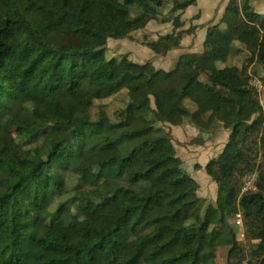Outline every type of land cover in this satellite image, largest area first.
Returning a JSON list of instances; mask_svg holds the SVG:
<instances>
[{"label":"trees","instance_id":"trees-1","mask_svg":"<svg viewBox=\"0 0 264 264\" xmlns=\"http://www.w3.org/2000/svg\"><path fill=\"white\" fill-rule=\"evenodd\" d=\"M158 1L0 0V130L8 132L0 149V264H217L224 245L228 264H264V108L252 82L253 66L264 67V13L231 0L208 32L205 55L186 62L191 77L166 92L155 85L159 70L135 72L132 61L109 57L98 31L126 37L122 23L159 19ZM197 1H162L163 21L174 16L178 26L177 11ZM182 38L176 30L146 45L162 55ZM63 89L83 95L73 115L53 120L41 110ZM157 101L171 105L174 124L215 127L216 117L231 129L206 165L219 188L205 214L188 171L168 173L176 150ZM13 118L28 125L14 127ZM14 148L27 155L17 158ZM137 156L151 163L137 167ZM250 166L260 177L245 190ZM247 245L258 261L247 259Z\"/></svg>","mask_w":264,"mask_h":264},{"label":"rangeland","instance_id":"rangeland-1","mask_svg":"<svg viewBox=\"0 0 264 264\" xmlns=\"http://www.w3.org/2000/svg\"><path fill=\"white\" fill-rule=\"evenodd\" d=\"M163 2H168L171 3V0H160L158 2H154L155 7L157 8V14L160 20H163L162 18H165V13L168 12L169 10V6H165ZM242 1V0H240ZM132 20H135L136 17L133 16L131 18ZM157 19V20H159ZM155 19H151V20H145L142 22H137L136 23H122L119 28L123 31H127V36L126 37H122V38H115V37H106L105 36V32L103 30L102 27H99L98 31L100 32V40L103 44L106 45V53L108 54L109 57H113L116 56L118 57L121 61H132L133 62V71L138 72V71H144V72H148V73H152L153 70L157 69L161 72V78L157 79L156 81V86L162 90H166V92L169 91H173L172 89L178 88V89H182L183 86L185 85L186 81L191 77V73H189L188 71L185 70V62L188 60H191V56H187L186 58H184L183 60H180L179 62H176L173 67L172 70L164 65H161L159 63V61H161L160 57L158 54H156V52H154V50L147 46L146 43H148L149 41H153V40H157L159 37L158 35H153L152 31H155L156 28L153 27V24H156L154 21ZM150 21L152 23H150ZM156 37H158L157 39H155ZM27 48H32V47H36V45L34 43H30L28 45H26ZM126 58V60H125ZM256 65L253 66V68ZM169 72H167V71ZM165 72V74L163 73ZM257 73V72H256ZM259 77V75H253L252 78H256ZM262 82L264 83V79H261ZM262 87H260L259 89H261ZM163 93V92H162ZM83 92L80 89H75V90H59L55 96V99L52 101V105L51 108H48L45 110H41L42 113H44V115L49 116L51 119L56 120V119H64L67 118L71 115H73L75 109L77 108L78 102L80 101V99L82 98ZM159 96V95H158ZM156 96V97H158ZM162 96V94H161ZM156 97H153V105H154V100L157 99ZM165 97V96H164ZM23 99V98H21ZM155 105L157 106L156 112H159V110L161 112H159L160 114L162 113V118L160 119V123L163 125H165V127L172 132V136H173V145L175 147V154L173 156V161L172 163H168V173L170 174V176L172 177H176L179 174H181L184 169H186L188 171V173L194 178V184L197 186L198 188V193L200 196L205 197L206 198V202H205V208H204V214L206 212V208L211 205L212 203H215L214 199H215V193L218 191V187L214 189H212L211 187L207 185H209L208 183H210L209 178L210 176H208L207 174H204V172H200V170H198V172L200 174L196 173V169L192 168L189 166V164L185 161L183 155H186L185 158L187 160H190V156L191 153H197V152H201L204 153L203 151H198L197 150V145L199 142H203V136L202 134L197 135L196 131H193V128H189L188 126L183 127L184 125L182 124H178L175 125V121L173 120V118H169L170 116V109H171V105L168 106V109L165 110L163 104L157 101V103H155ZM176 112V111H175ZM158 119V117H157ZM11 122L13 123L14 127H18L20 125H28V123H26L23 119L20 118H13L11 120ZM163 122V123H162ZM217 126H215L214 131H216L217 129H219V125L216 124ZM192 126V125H191ZM180 127H183L184 130ZM186 129V130H185ZM206 132L207 137L212 136L211 132L208 130V127L203 128ZM231 132V129H229ZM227 133V132H226ZM231 135V133H230ZM8 136V132L6 129H1L0 130V149H1V144L2 141ZM62 137V133H59L56 137H52L49 138L46 141V144L48 146H51L53 144V142H55L56 140H58L59 138ZM216 138V136L209 138L212 142L210 144H208V146H214L212 151L215 150H220L222 147H225L227 142L229 141L228 138V134L226 135L225 133H220L218 134V144H219V148L217 144H215L213 141ZM209 140V141H210ZM148 149H145L143 152L145 153ZM217 150V151H218ZM216 151V152H217ZM215 152V153H216ZM13 153L15 154V156L17 158H23L27 155V151L24 150L23 148H14L13 149ZM189 153V155H188ZM197 157V156H196ZM159 158H164V154L162 156H160ZM211 158V157H210ZM202 159L204 160V157L199 158L197 157V160L202 161ZM135 165L137 167H145L147 165H149L151 163L148 161H144L143 158L140 159V156H137L135 159ZM155 162L154 163H160L161 159L155 158ZM211 160V159H210ZM184 161V162H182ZM4 163V161L2 160L1 156H0V166H2ZM153 163V164H154ZM250 173H254L253 174V178L254 179L256 176L258 177L257 181L259 180L260 177V172L259 170L255 167V166H250L248 169V172L244 175V179L247 176V174ZM206 182V183H204ZM202 185H204L205 187H203ZM256 185L254 184L255 188ZM88 192L89 193H94L95 189L94 186L89 185L88 187ZM206 192V193H205ZM205 195V196H204ZM87 199H84V202ZM236 223H240L239 225L243 226L245 223V220L241 217V216H237L235 217L234 220ZM241 228V227H240ZM239 228V229H240ZM241 233H242V229H241ZM241 237L244 238V235L241 234ZM258 240H254L253 242H257ZM250 245H247L245 247V250L247 252V259H252V260H256L258 261L259 258L254 257L253 253L250 251L249 248ZM228 250L229 247L228 245H224L218 248V253H217V264H228L227 263V256H228Z\"/></svg>","mask_w":264,"mask_h":264},{"label":"crops","instance_id":"crops-1","mask_svg":"<svg viewBox=\"0 0 264 264\" xmlns=\"http://www.w3.org/2000/svg\"><path fill=\"white\" fill-rule=\"evenodd\" d=\"M249 1L251 2L253 8L257 12L264 13V0H249ZM230 3H231V0H198L197 3L191 4L187 8L182 9L181 11H177L176 14H179V13L181 14L180 23L178 26H176L175 24V21L173 19L174 16H170V18L167 19L166 21H163V20L158 21L156 19L152 20L156 23V24H153V27L156 28V30L155 31L151 30L150 32H153V35H158V37L166 33L174 32L176 30L177 32H183V38H182L180 46L171 49L167 54L161 55V54L156 53L159 56H161L160 57L161 61H159V63L161 65L169 67L172 70V67L176 62L183 60L187 56H191L192 57L191 59L198 58L200 56L203 57L205 55L204 42L208 35V32L211 27L217 25L220 22L221 18L224 16L227 10V7L229 6ZM150 23L152 22L150 21ZM158 37H156L155 39H157ZM186 62H185V70L189 71L186 67ZM255 68L258 69L260 78L264 79L263 65L256 64ZM163 73L165 74V72ZM260 90H261V102L264 108V87L261 88ZM212 116L213 114L211 113V115H209L208 118ZM212 119H215L214 122L215 123L219 122L220 125H219V129H217L216 131H214L215 127L209 126L208 130H210L212 136L207 137V135H205V137L204 136L202 137L203 142L198 143L196 147L197 150L203 151L204 153H201V152L191 153L190 160H187L185 158L186 155H183L185 161L189 164V166L196 169L195 171L197 174H200L198 172V170H200V172H204V174H207L208 176L210 175L206 170V165L208 164L210 159L217 156L225 148V147H222L220 150L217 149L218 151L217 150L212 151L214 146H210V147L208 146V144L212 142L209 138L216 136L213 142L217 144L218 147L216 148H219L222 145L221 144L219 146L218 141H217L219 132L225 133L226 135L228 134V138L230 137V133H231L229 128L224 127L221 124V121L217 120L216 117H213ZM175 125H178V124H175ZM180 128L184 130L183 127H180ZM202 128L203 127L198 126V129H192V130L196 131L197 135L200 136L199 129H202ZM196 156L199 158L204 157V160L202 159V161H199L197 160ZM209 181L210 183H208L209 185H207V188L208 186L211 187L212 189H214L215 186L216 188L218 187V183L213 179L212 176H210ZM202 186L205 187L204 185ZM215 196L216 197L214 201L216 202L217 197H218V191L215 193Z\"/></svg>","mask_w":264,"mask_h":264},{"label":"built area","instance_id":"built-area-1","mask_svg":"<svg viewBox=\"0 0 264 264\" xmlns=\"http://www.w3.org/2000/svg\"><path fill=\"white\" fill-rule=\"evenodd\" d=\"M252 82L258 86L259 88L260 87H264V83L262 82L261 78L259 77H256V78H252ZM253 174L254 173H250V174H247V176L245 177L244 181H245V186H244V189L245 190H250V189H253L254 187V184L256 185V181L258 179V177L256 176L254 179L253 178Z\"/></svg>","mask_w":264,"mask_h":264}]
</instances>
